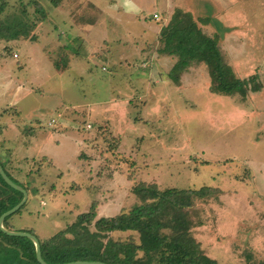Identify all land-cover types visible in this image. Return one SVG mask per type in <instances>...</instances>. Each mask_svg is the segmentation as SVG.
Here are the masks:
<instances>
[{"label": "rangeland", "instance_id": "1", "mask_svg": "<svg viewBox=\"0 0 264 264\" xmlns=\"http://www.w3.org/2000/svg\"><path fill=\"white\" fill-rule=\"evenodd\" d=\"M0 1V20L24 12L31 26L17 41L0 39V160H14L9 171L29 194L14 227L49 236L91 204L94 220L114 216L139 203L140 183L209 186L218 191L189 209L191 236L216 264H262L264 0ZM175 8L208 22L198 24L219 35L224 61L262 88L213 93L202 63L172 81L176 58L152 38Z\"/></svg>", "mask_w": 264, "mask_h": 264}, {"label": "trees", "instance_id": "2", "mask_svg": "<svg viewBox=\"0 0 264 264\" xmlns=\"http://www.w3.org/2000/svg\"><path fill=\"white\" fill-rule=\"evenodd\" d=\"M61 1L50 0L53 6H58ZM6 6V1H0V15ZM36 7L41 11L39 4ZM22 14L15 16V20H0V39L11 41L29 34L31 26ZM198 22L208 23L203 18L196 20L188 10L175 8L169 23L161 28L159 39L163 46L158 51L176 58L167 73L168 77L179 83L186 67L202 63L208 70L211 92L227 96L239 94L242 98L249 92H258L262 83L257 76L238 77L224 61L218 46L219 35H206ZM0 165L14 183L28 191L27 186L13 177L9 168L2 162ZM217 191L209 186L160 190L154 184H136L133 192L139 203L129 210L94 220L95 204H91L88 211L79 213L73 221L49 237H39L32 228L14 227L13 219L22 213L27 199L15 213L4 219L3 225L7 230L35 235L42 258L48 264L78 260L106 264H216L203 253L200 244L190 234L193 222L189 209L196 198L213 195ZM22 198L23 194L9 186L0 175V216ZM127 231L136 233L138 240H114L109 236L111 232ZM0 264L40 263L36 259L34 243L29 238L10 236L0 229Z\"/></svg>", "mask_w": 264, "mask_h": 264}, {"label": "water", "instance_id": "3", "mask_svg": "<svg viewBox=\"0 0 264 264\" xmlns=\"http://www.w3.org/2000/svg\"><path fill=\"white\" fill-rule=\"evenodd\" d=\"M0 175L1 177L4 179V181L11 187H13L14 189L20 191L23 194V198L21 199V201L15 205L13 208H11L10 210L4 212L1 216H0V229L10 235V236H22V237H27L29 238L35 246V255H36V259L40 264H48L46 263L43 258H42V254H41V249H40V244H39V240L37 239V237L29 232H24V231H13V230H7L4 225V219L8 216H10L11 214L15 213L27 200V196L28 193L27 191L20 185L14 183L9 177L8 175L5 173L3 167L0 165ZM62 264H106L105 262L102 261H82V260H78V261H72V262H67V263H62Z\"/></svg>", "mask_w": 264, "mask_h": 264}, {"label": "crops", "instance_id": "4", "mask_svg": "<svg viewBox=\"0 0 264 264\" xmlns=\"http://www.w3.org/2000/svg\"><path fill=\"white\" fill-rule=\"evenodd\" d=\"M98 2V0H91V1H89V3H92V4H96ZM104 2L106 3V0H104ZM126 4V3H125ZM117 10H119V9H114V11H117ZM189 11V10H188ZM119 12V11H118ZM191 12V11H190ZM192 13V12H191ZM193 14V13H192ZM156 27H155V30H154V38H152V40H154L155 38V42H158V40H157V36H158V34H159V31H160V26H157V25H155ZM142 35H145L144 33H142ZM144 39H146V36H144ZM11 41H17V39H15V40H11ZM137 49V48H136ZM138 50L140 51V48H138ZM158 50V49H157ZM156 51V50H155ZM156 52H158V51H156ZM152 60V62L153 63H151L150 62V66L153 68L154 66H155V62H154V59H151ZM150 72L151 73H153V75H154V70L153 69H151L150 70ZM152 75V76H153ZM4 119H10L9 118V115L8 114H5L4 115ZM12 120V119H11ZM7 124V127H9V123H13V121H9V122H3V124ZM13 129H14V131L16 132V133H18V128H16V126L13 124V127H12ZM0 134H3V136H5V134H6V131H4L3 133H1L0 132ZM14 160L12 159H8V158H3V160H0V162H2L4 165H5V167L6 168H10L11 166H12V162H13ZM27 193H28V191H27ZM27 199H28V201H29V194H28V196H27ZM28 203V202H27ZM24 211H26V213L27 212H29V210L27 209V206L24 208V210H22V213L24 212ZM21 213V214H22ZM13 224L15 225V223L13 222ZM26 227H28V228H32V227H30V226H25V227H21V228H18V229H22V228H26ZM32 229H34V228H32ZM54 234V233H53ZM52 235V234H51ZM51 235H49V236H51ZM49 236H40V237H49Z\"/></svg>", "mask_w": 264, "mask_h": 264}, {"label": "built area", "instance_id": "5", "mask_svg": "<svg viewBox=\"0 0 264 264\" xmlns=\"http://www.w3.org/2000/svg\"><path fill=\"white\" fill-rule=\"evenodd\" d=\"M155 18H157V15H154Z\"/></svg>", "mask_w": 264, "mask_h": 264}]
</instances>
